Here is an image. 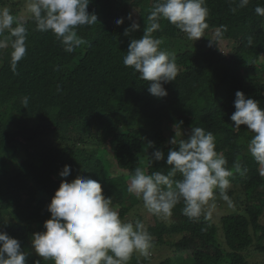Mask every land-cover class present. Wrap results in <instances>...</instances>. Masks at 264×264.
<instances>
[{
  "label": "trees",
  "instance_id": "trees-1",
  "mask_svg": "<svg viewBox=\"0 0 264 264\" xmlns=\"http://www.w3.org/2000/svg\"><path fill=\"white\" fill-rule=\"evenodd\" d=\"M153 2L90 0L88 11L97 14L98 21L77 29L87 44L73 53H67L52 32L35 30L31 21L26 55L15 72L11 49L0 53V230L20 240L28 264L37 260L53 264L37 256L31 237L45 230L44 222L51 216L48 205L62 180L88 176L101 182L104 194L117 201L121 217L127 220L125 216L130 211L137 214L143 204L127 191L131 175L138 166L149 172L167 171L169 140L175 133L167 135L166 126L181 122L186 133L197 126L214 133L217 151L224 154L227 167L234 172L228 195L236 212L221 218L213 213L210 222L203 218L193 222L182 213L181 203L173 210V220L167 222L171 230L164 219L154 216L161 225H146L153 246L167 243L166 236L179 234L170 245L182 251L155 264H250L246 255L250 248L264 253L260 209L264 206V177L247 149L252 133L246 125L236 129L230 119L236 110L237 91L264 107V64L260 63L264 60V17L255 13L264 0H250L244 8L238 7V0H206V35L226 27L220 45L233 41L228 53L209 47L207 36L190 40L161 20V28L153 35L162 40V49L175 53L180 69L176 80L164 85L165 97L150 94L149 82L123 64L131 40L143 34ZM0 6L27 16L26 0H0ZM130 13L140 28L125 35L132 23ZM119 18H124L122 25L116 24ZM183 37L188 46L182 45ZM24 97L29 98L27 107L22 103ZM123 115L138 118L139 125L128 124ZM156 149L165 153V160L150 163L149 155ZM237 161L248 168L246 175L235 173ZM65 165L71 166V173L61 177ZM243 190L256 193L261 206L247 199ZM126 200L133 202L131 206ZM216 200V209L222 213L225 201L218 195ZM139 217L132 222H144ZM194 239L198 246L192 245ZM148 259L138 264H146Z\"/></svg>",
  "mask_w": 264,
  "mask_h": 264
},
{
  "label": "clouds",
  "instance_id": "clouds-1",
  "mask_svg": "<svg viewBox=\"0 0 264 264\" xmlns=\"http://www.w3.org/2000/svg\"><path fill=\"white\" fill-rule=\"evenodd\" d=\"M235 2V0H234ZM250 0H238L244 8ZM90 0H26L27 16L13 14L7 6H0V53L11 49V68L27 51L28 27L31 21L35 30L52 32L67 53H73L87 40L78 35L80 26L97 23L95 13H89ZM233 12L237 8H232ZM255 13L264 17V6H256ZM209 8L206 0H154L146 16V27L142 36L131 40L123 57V64L139 73L149 82L148 91L157 97L168 95L164 85L175 81L180 71L175 53L161 48L162 40L153 34L161 28V20H167L190 40L197 41L207 36ZM132 23L125 29L128 35L140 28V24L128 16ZM124 18L116 21L122 25ZM226 27L216 29L208 39V46L220 48ZM252 44V37L248 38ZM225 53V52H224ZM235 112L230 119L234 127L242 125L252 133L247 149L258 171L264 177V107L255 98L243 91L235 94ZM22 103L27 107L29 98ZM181 123L173 126L172 147L166 156L167 171L149 172L136 167L131 175L127 191L142 200L147 212L161 219H168L178 204H183L182 213L193 222L201 218L210 222L216 210V198L227 202L233 170L227 167L228 160L217 151L216 137L202 127H192L186 133ZM150 163L164 161L165 153L156 149L150 155ZM235 173L244 176L248 168L238 161ZM71 166L65 165L59 173L68 177ZM48 210L49 219L44 222V231L33 233L31 245L38 257L53 264H129L134 253L149 258L153 247V236L142 220L127 221L121 217L119 205L104 194L101 182L88 176H77L71 182L62 180ZM28 253L22 250L21 242L7 231L0 230V264H28ZM35 264H40L37 260Z\"/></svg>",
  "mask_w": 264,
  "mask_h": 264
},
{
  "label": "rangeland",
  "instance_id": "rangeland-1",
  "mask_svg": "<svg viewBox=\"0 0 264 264\" xmlns=\"http://www.w3.org/2000/svg\"><path fill=\"white\" fill-rule=\"evenodd\" d=\"M181 41H182V45L184 47L188 46V40L186 38L183 37V39ZM180 44L177 45V49L179 48ZM233 45H234L233 41L227 40V41H222L220 46H221V49L225 53H228L232 49ZM260 63H261V66H262V64H264V60H261ZM122 117L126 119V120L125 119L124 120L127 121L128 124L139 125V123H138L139 119L138 118H134V117L130 118L127 115H123ZM165 132H166L167 135L170 136L171 133L174 132V128L166 126V131ZM102 147H100L101 149L99 148V151L102 150ZM112 162L114 163L113 159H112ZM114 165H115V163H114ZM114 165L112 167H114ZM115 171H116V169H115ZM241 193L243 195H245V197H247V199H249L250 201H255V202H257L259 204V206H261L260 202L257 200L256 193H253V191L246 190L244 192V190H243ZM112 199H113V197H112ZM113 202L115 204L117 203V201L115 199H113ZM132 203L129 200L125 201V204L127 206L128 205L131 206ZM223 207H225V209H224V211L222 213H218L217 209L214 211L216 217H220L221 218L222 216H224L226 214H232V213L236 212V210H234V206H230L226 202L223 203ZM260 209H261V212H262L261 220L264 222V206H261ZM139 215H141L142 218L144 219L145 225L155 226V227L158 226V225H161V224H159V222L155 223V219H153L154 216L150 215L147 212V210L144 208L143 204H142V210H138L137 214L135 212L134 215H133V212L130 211V214H127V216H125V217H126L127 221H131L132 222L135 219H140ZM170 219L173 220V216H171V218H168L166 220L164 219V221L166 222L167 230H171L173 228L171 225H168V223H167V222H169ZM219 222H220V219H219ZM189 236H191V235H189ZM179 237H181V235H179V234H175V235H173L171 237L166 236L164 239H165V242H167V243H163L161 246H155L154 245L151 248V250H150L151 251V255H150L149 259H148L149 261H147L146 264H155V263L159 262L161 259H163V258H165L167 256L173 257L175 253L178 254V256H179V254H181L182 251H180L174 245H170V243L176 242L179 239ZM192 245L193 246H198L199 245V241H197V239H194ZM158 247H160V248H158ZM205 249L210 251L211 247L206 246ZM246 253H247L246 255H247V258L249 259L250 264H255V263L256 264H264V253L263 252H259L257 250H254L253 248H250ZM142 259H144V257L138 254L137 257L131 258V260L129 261V264H138V263H140L142 261Z\"/></svg>",
  "mask_w": 264,
  "mask_h": 264
}]
</instances>
